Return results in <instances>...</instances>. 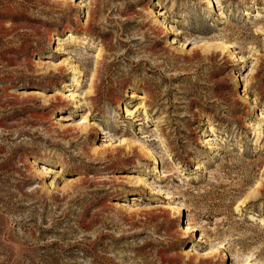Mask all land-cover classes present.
<instances>
[{"label": "rangeland", "instance_id": "obj_1", "mask_svg": "<svg viewBox=\"0 0 264 264\" xmlns=\"http://www.w3.org/2000/svg\"><path fill=\"white\" fill-rule=\"evenodd\" d=\"M213 5L0 0V264H264V0Z\"/></svg>", "mask_w": 264, "mask_h": 264}, {"label": "bare ground", "instance_id": "obj_2", "mask_svg": "<svg viewBox=\"0 0 264 264\" xmlns=\"http://www.w3.org/2000/svg\"><path fill=\"white\" fill-rule=\"evenodd\" d=\"M210 1V4L212 5V8H213V3H214V0H209ZM216 2H221V0H216ZM101 57H102V51H101V49H100V51L98 52V58L99 59H101ZM133 97H135V96H133ZM144 108H146L145 106H144ZM126 114H128V115H131V111L130 110H128V109H126ZM83 124H87V125H85V127H89L88 126V124H89V122H88V116H85V117H83ZM208 137H213V136H216V132H215V130L214 129H210V131L208 132ZM94 149L96 150L97 149V147L96 146H94ZM95 150H93V151H95ZM173 166V165H172ZM39 168V167H38ZM173 168H175L174 166H173ZM178 169V168H177ZM42 170L43 171H41V173L43 174V173H45L46 171L45 170H47V168H46V166H44L43 168H42ZM171 209H173L172 207H171ZM263 224H264V221L262 222ZM190 230V232L192 231V229L190 228L189 229ZM249 264V263H248Z\"/></svg>", "mask_w": 264, "mask_h": 264}]
</instances>
